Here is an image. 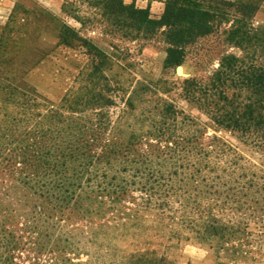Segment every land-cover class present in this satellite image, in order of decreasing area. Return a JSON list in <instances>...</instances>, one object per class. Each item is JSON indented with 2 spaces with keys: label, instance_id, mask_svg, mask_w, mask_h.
I'll list each match as a JSON object with an SVG mask.
<instances>
[{
  "label": "trees",
  "instance_id": "obj_1",
  "mask_svg": "<svg viewBox=\"0 0 264 264\" xmlns=\"http://www.w3.org/2000/svg\"><path fill=\"white\" fill-rule=\"evenodd\" d=\"M221 4L236 6L243 19L226 31L227 39L240 48L253 43L264 50V28L248 23L258 5ZM105 5L125 36L150 38L160 32L168 44L167 67L184 62L187 45L211 33L215 18L213 6L205 8L200 0H165L160 19L151 18L150 6L124 0H106ZM88 48L105 60L90 40ZM18 71L8 59L0 61V171L7 175L0 188L7 195L23 190L27 223L17 226V217L0 208V264H18L21 248L36 254L32 264H84L69 255L76 250L71 238L78 219L90 221L91 242H102L108 264H179L164 248L190 240L186 234L217 240L223 248L231 243L226 248L231 252L253 250L246 248L254 233L243 227L249 225L248 203L264 198V165L250 163L217 131H229L264 159V62L246 68L229 54L206 82L183 81L184 98L207 120L182 115L174 103L160 98L148 129L124 130L128 139L101 144L86 141L83 131L65 123L72 116L53 108L44 112L46 100L17 78ZM235 72L241 81L231 77ZM234 86L241 92L231 96ZM18 89L35 97L21 106ZM140 242L145 247H138Z\"/></svg>",
  "mask_w": 264,
  "mask_h": 264
},
{
  "label": "rangeland",
  "instance_id": "obj_2",
  "mask_svg": "<svg viewBox=\"0 0 264 264\" xmlns=\"http://www.w3.org/2000/svg\"><path fill=\"white\" fill-rule=\"evenodd\" d=\"M135 1L137 7H147L144 0ZM147 1L151 18L160 19L165 0ZM200 1L205 8L213 6L215 9L212 32L187 45L184 62L178 66H166L168 44L160 32L150 38L125 36L120 26L113 22L114 16L109 14L106 0H66L62 17L28 3L27 6L19 4L14 21L10 22L1 42L0 53H3L0 61L8 59L18 66L17 78L25 80L46 100L42 101L44 112L53 108L72 116L73 121L65 123H70L75 132L83 131L84 138L90 143L125 140L128 138L122 134L124 130L139 133L148 129L153 124L149 114L155 111L160 98L174 103L182 115L207 120L184 98L183 81L193 77L206 82L212 71L218 68L220 59L229 54L242 60L246 68L253 63L264 62V50L257 44H245L240 48L227 39L226 31L237 28L238 21L242 23L243 19H240L236 6L221 4V1L255 2L258 9L248 21L249 27L262 29L264 0ZM88 40L105 54V60L100 62L89 53ZM239 75L240 72H235L231 77L238 79ZM242 91L245 95L246 92ZM16 92L21 106L28 98L35 97H25L23 89ZM240 92V88L234 86L230 94ZM212 133L214 130L209 128L207 135ZM217 134L237 147L253 165H264V159L256 148L243 145L229 131L221 129ZM6 177L0 171V182ZM0 190L3 193L0 195L1 210L7 215L13 213L18 220L17 226L24 227L27 223L24 213L28 209L23 196L25 193L21 189H11L7 195V189ZM248 206L251 208L247 212L249 225L243 228L254 233L246 248H252V251L244 250L242 254L231 252L226 250L232 246L231 243L223 248L217 240H200L192 234H186L190 240L163 248L169 258L179 264H264V198L248 203ZM75 222L76 231L71 239L76 250L69 255L74 261L84 264H108L102 242H91L90 228L86 224L90 221L78 219ZM27 240L31 237L24 239ZM145 245L140 242L138 247ZM235 246L240 245L235 242ZM16 255L18 264L36 261L33 257L36 254L26 248L16 251ZM46 258L47 255L37 259L44 261L42 259Z\"/></svg>",
  "mask_w": 264,
  "mask_h": 264
},
{
  "label": "crops",
  "instance_id": "obj_3",
  "mask_svg": "<svg viewBox=\"0 0 264 264\" xmlns=\"http://www.w3.org/2000/svg\"><path fill=\"white\" fill-rule=\"evenodd\" d=\"M66 0H0V34L2 33L6 23L9 20V17L16 6L19 4H30L31 6H37L43 10H46L57 17H62L65 15L64 12V5ZM126 4H136L135 0H130L129 2H126ZM146 2V6H149V3L147 0H144ZM145 7V6H141Z\"/></svg>",
  "mask_w": 264,
  "mask_h": 264
},
{
  "label": "bare ground",
  "instance_id": "obj_4",
  "mask_svg": "<svg viewBox=\"0 0 264 264\" xmlns=\"http://www.w3.org/2000/svg\"><path fill=\"white\" fill-rule=\"evenodd\" d=\"M181 70V69H180Z\"/></svg>",
  "mask_w": 264,
  "mask_h": 264
}]
</instances>
